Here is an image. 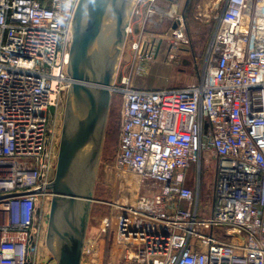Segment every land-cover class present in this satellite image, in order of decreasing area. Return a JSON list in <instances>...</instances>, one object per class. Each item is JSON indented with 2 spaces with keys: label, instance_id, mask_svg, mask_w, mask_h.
<instances>
[{
  "label": "built area",
  "instance_id": "1",
  "mask_svg": "<svg viewBox=\"0 0 264 264\" xmlns=\"http://www.w3.org/2000/svg\"><path fill=\"white\" fill-rule=\"evenodd\" d=\"M77 1L0 0V264H41ZM160 8L150 0L132 41L140 74L162 51ZM214 17L198 83L148 88L124 76L112 86L120 184L105 264H264V0H226ZM170 20L175 58L186 26L183 14ZM203 160L216 164L208 202ZM99 246L91 240L84 254Z\"/></svg>",
  "mask_w": 264,
  "mask_h": 264
},
{
  "label": "water",
  "instance_id": "2",
  "mask_svg": "<svg viewBox=\"0 0 264 264\" xmlns=\"http://www.w3.org/2000/svg\"><path fill=\"white\" fill-rule=\"evenodd\" d=\"M133 1L78 0L75 7L67 68L72 82L67 91L55 176L49 184L53 195L46 245L54 264H83L112 86Z\"/></svg>",
  "mask_w": 264,
  "mask_h": 264
},
{
  "label": "rangeland",
  "instance_id": "3",
  "mask_svg": "<svg viewBox=\"0 0 264 264\" xmlns=\"http://www.w3.org/2000/svg\"><path fill=\"white\" fill-rule=\"evenodd\" d=\"M226 0H192L191 7L187 13L185 22V37L176 39L182 49L177 50V56L171 58L167 54L170 41L174 40L170 31L171 20L180 14L186 0H156L166 11L172 10L175 5L176 11L173 15H168L167 20L161 30L158 31L163 37L162 51L159 58L150 63L147 70L141 74L137 71V59L133 54L132 41L142 32L143 22L147 14V6L150 0L140 2L141 14L133 19L134 34L126 40L123 53L121 55L118 72L116 75L117 83H121L124 76H130L134 85L148 88L158 87H182L196 84L201 80L207 57L210 41L216 28V18L218 11L224 7ZM67 97V95H66ZM66 97L64 99L60 124L65 112ZM120 103L118 95L112 94V102L107 123L106 136L103 144L102 154L97 171L96 183L91 203V212L87 231L86 243L89 245L91 240L99 238L100 246L96 252L85 253L83 264H105L110 258L108 216L111 212L109 201L118 197L119 179L114 168V161L117 154V144L120 129ZM61 129V128H60ZM60 139V138H59ZM216 164L215 161H202V186L201 198L204 202L211 199V188L214 181ZM196 166L189 170V185L196 187ZM48 226L44 223V231L40 239L39 257L41 264H54L56 261L52 258V253L46 245V231ZM106 244V245H105Z\"/></svg>",
  "mask_w": 264,
  "mask_h": 264
},
{
  "label": "flooded vegetation",
  "instance_id": "4",
  "mask_svg": "<svg viewBox=\"0 0 264 264\" xmlns=\"http://www.w3.org/2000/svg\"><path fill=\"white\" fill-rule=\"evenodd\" d=\"M191 4H192V0L189 1V3L186 5V2H185V5H184V9H183V15H184V19H185V22H186V19H187V13L189 12V9L191 7ZM47 233V231H46Z\"/></svg>",
  "mask_w": 264,
  "mask_h": 264
},
{
  "label": "bare ground",
  "instance_id": "5",
  "mask_svg": "<svg viewBox=\"0 0 264 264\" xmlns=\"http://www.w3.org/2000/svg\"><path fill=\"white\" fill-rule=\"evenodd\" d=\"M136 2H137V0H134L133 1V5H135L136 4ZM176 6L174 5L173 7H172V10H168V11H166V10H163V9H161L160 8V11H162V12H164V13H167L168 15H173V13L176 11ZM166 9V8H165Z\"/></svg>",
  "mask_w": 264,
  "mask_h": 264
},
{
  "label": "trees",
  "instance_id": "6",
  "mask_svg": "<svg viewBox=\"0 0 264 264\" xmlns=\"http://www.w3.org/2000/svg\"><path fill=\"white\" fill-rule=\"evenodd\" d=\"M43 1H49V0H43Z\"/></svg>",
  "mask_w": 264,
  "mask_h": 264
}]
</instances>
